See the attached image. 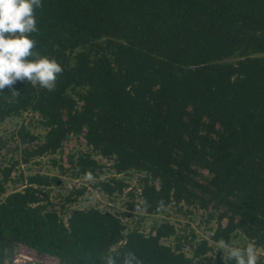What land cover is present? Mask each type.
I'll list each match as a JSON object with an SVG mask.
<instances>
[{"label":"trees","instance_id":"16d2710c","mask_svg":"<svg viewBox=\"0 0 264 264\" xmlns=\"http://www.w3.org/2000/svg\"><path fill=\"white\" fill-rule=\"evenodd\" d=\"M42 3L31 38L63 73L52 91L22 81L13 86L20 96L5 90L0 120L32 109L47 129L37 155L83 134L91 151L78 156L79 174L102 171L93 152L113 159L116 173L145 174L142 201L132 208L159 213L163 199L164 207L225 209L213 240L228 243L237 230L264 249V0ZM201 168L211 173L205 183ZM11 172L4 168L0 179V264L18 244L65 264H101L97 257L109 246L121 257L133 251L143 264H197L162 242L175 233L170 223L149 234L125 232L120 216L94 207L72 210L65 222L43 203L46 176L30 177L3 198ZM113 182L97 186L111 194L127 185ZM210 249L204 241L196 252ZM224 259L218 255L214 264Z\"/></svg>","mask_w":264,"mask_h":264},{"label":"rangeland","instance_id":"374dc122","mask_svg":"<svg viewBox=\"0 0 264 264\" xmlns=\"http://www.w3.org/2000/svg\"><path fill=\"white\" fill-rule=\"evenodd\" d=\"M83 88L76 87V90L82 91ZM71 94L77 97L75 92L71 91ZM46 133L42 116L32 109L0 120V179L3 177V169L12 167L3 198L13 191L23 190L30 177L43 175L50 181V185L44 186L48 197L43 203L48 209L57 211L65 222L72 210L94 207L120 216L127 227L125 232L139 229L149 234L154 227L170 223L174 226L175 233L162 238V242L173 248H181L197 264H214L216 256L226 257V252L219 249L217 242L212 238L218 227L220 214L225 209L203 208L198 202L193 204L172 202L159 213L149 214L143 208L137 211L138 208L132 207L134 201L139 203L142 201L141 179L145 176L143 172L132 170L116 173L113 159L93 152V156L103 168L101 172L92 175V180H88L87 175L79 174L77 167L78 156L91 151L83 134L66 138L56 153L37 155L34 150L45 139ZM200 173L199 179L204 183L211 176L204 168L200 169ZM113 179L125 181L127 185L123 191L108 194L97 186L98 182L103 180L114 184ZM156 183L158 185V181ZM77 189H83V193L78 197L75 192ZM69 196L76 197L77 200L69 203L67 201ZM222 223L226 225L228 219L224 218ZM204 241H207L211 249L207 253L198 254L197 247ZM250 243L255 245L259 261H264V249L240 231L233 232L228 242L230 246L239 248H246ZM6 264L65 263L57 257L40 254L23 244H18L13 249L12 257L6 260Z\"/></svg>","mask_w":264,"mask_h":264},{"label":"clouds","instance_id":"9594fccd","mask_svg":"<svg viewBox=\"0 0 264 264\" xmlns=\"http://www.w3.org/2000/svg\"><path fill=\"white\" fill-rule=\"evenodd\" d=\"M42 7V0H0V94L7 90L13 98L20 96L13 87L18 81L52 91L63 73L55 59L40 55L36 50L37 41L31 38L32 33L39 31L36 10ZM87 179H93L91 172L87 173ZM144 205L148 206L147 201ZM157 206L163 208L164 200H159ZM217 245L226 252L227 259L223 264H229V261L259 264L255 245L251 243L246 248H239L220 239ZM97 259L101 264H143L133 251L125 252L121 257L111 246Z\"/></svg>","mask_w":264,"mask_h":264}]
</instances>
